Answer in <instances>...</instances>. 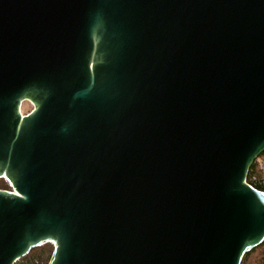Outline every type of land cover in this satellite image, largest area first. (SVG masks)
Wrapping results in <instances>:
<instances>
[{
	"label": "water",
	"instance_id": "obj_1",
	"mask_svg": "<svg viewBox=\"0 0 264 264\" xmlns=\"http://www.w3.org/2000/svg\"><path fill=\"white\" fill-rule=\"evenodd\" d=\"M263 153L264 0H0V264H241Z\"/></svg>",
	"mask_w": 264,
	"mask_h": 264
},
{
	"label": "trees",
	"instance_id": "obj_2",
	"mask_svg": "<svg viewBox=\"0 0 264 264\" xmlns=\"http://www.w3.org/2000/svg\"><path fill=\"white\" fill-rule=\"evenodd\" d=\"M247 183L253 188L264 192V153L251 166ZM0 190L11 191L9 183L0 178ZM53 252V245L46 243L32 249L26 256L15 264H48ZM241 264H264V242L254 250L245 254Z\"/></svg>",
	"mask_w": 264,
	"mask_h": 264
},
{
	"label": "rangeland",
	"instance_id": "obj_3",
	"mask_svg": "<svg viewBox=\"0 0 264 264\" xmlns=\"http://www.w3.org/2000/svg\"><path fill=\"white\" fill-rule=\"evenodd\" d=\"M30 106H31V104H29V103H26V102L23 103L21 106V109H20L21 113L24 114V113L28 112L30 109Z\"/></svg>",
	"mask_w": 264,
	"mask_h": 264
},
{
	"label": "flooded vegetation",
	"instance_id": "obj_4",
	"mask_svg": "<svg viewBox=\"0 0 264 264\" xmlns=\"http://www.w3.org/2000/svg\"><path fill=\"white\" fill-rule=\"evenodd\" d=\"M23 103H25V102H23ZM23 103H22V104H23ZM26 103H28V102H26ZM21 106H22V105H21ZM20 109H21V108H20ZM32 109H33L32 106H30L29 111L26 112V113H24V114L22 113V115H23V116L28 115V114L32 111Z\"/></svg>",
	"mask_w": 264,
	"mask_h": 264
},
{
	"label": "built area",
	"instance_id": "obj_5",
	"mask_svg": "<svg viewBox=\"0 0 264 264\" xmlns=\"http://www.w3.org/2000/svg\"><path fill=\"white\" fill-rule=\"evenodd\" d=\"M12 190V189H11Z\"/></svg>",
	"mask_w": 264,
	"mask_h": 264
}]
</instances>
